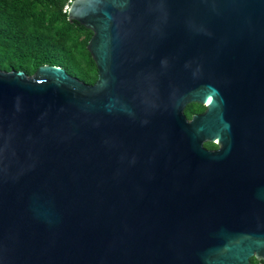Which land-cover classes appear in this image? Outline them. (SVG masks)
<instances>
[{"label":"water","instance_id":"obj_1","mask_svg":"<svg viewBox=\"0 0 264 264\" xmlns=\"http://www.w3.org/2000/svg\"><path fill=\"white\" fill-rule=\"evenodd\" d=\"M68 20L94 84L0 68V264L264 263V163L203 148L264 123V0H74Z\"/></svg>","mask_w":264,"mask_h":264},{"label":"trees","instance_id":"obj_2","mask_svg":"<svg viewBox=\"0 0 264 264\" xmlns=\"http://www.w3.org/2000/svg\"><path fill=\"white\" fill-rule=\"evenodd\" d=\"M72 1L0 0V68L33 75L40 66H58L94 84L98 70L87 49L93 33L68 20Z\"/></svg>","mask_w":264,"mask_h":264},{"label":"flooded vegetation","instance_id":"obj_3","mask_svg":"<svg viewBox=\"0 0 264 264\" xmlns=\"http://www.w3.org/2000/svg\"><path fill=\"white\" fill-rule=\"evenodd\" d=\"M214 102L210 98L204 101L203 105L191 104L188 105L192 110L189 120L194 115H204L208 123H211V106ZM219 109L222 107L219 105ZM185 111V113H186ZM207 132L208 135L203 142V148L208 158H214L218 164L226 159L238 160H257L261 164L264 163V123L262 124H246L235 126L233 124L226 125L225 128ZM208 128L210 125L208 124ZM221 160V161H220ZM252 264H264L251 259Z\"/></svg>","mask_w":264,"mask_h":264}]
</instances>
